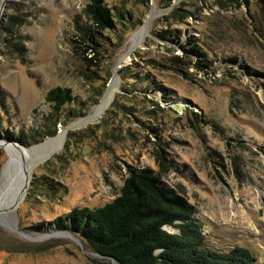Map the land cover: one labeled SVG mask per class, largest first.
Masks as SVG:
<instances>
[{"label": "rangeland", "instance_id": "374dc122", "mask_svg": "<svg viewBox=\"0 0 264 264\" xmlns=\"http://www.w3.org/2000/svg\"><path fill=\"white\" fill-rule=\"evenodd\" d=\"M102 2L120 16L113 32L87 20L89 0H5L0 12V174L5 146L41 147L67 129L61 147L32 170L12 223L0 222V264H115L79 238L69 216L111 202L128 167L155 170L188 199L205 247H245L264 264V4ZM177 8L192 15L164 27ZM122 19L135 29L126 31ZM143 26L142 42L127 57ZM90 29L111 48L87 47L82 32ZM157 32H172L186 48L194 40L199 64L208 67L188 65L180 47ZM114 78L123 112L113 114L111 103L91 120ZM55 88L74 100L56 112L46 100Z\"/></svg>", "mask_w": 264, "mask_h": 264}, {"label": "trees", "instance_id": "16d2710c", "mask_svg": "<svg viewBox=\"0 0 264 264\" xmlns=\"http://www.w3.org/2000/svg\"><path fill=\"white\" fill-rule=\"evenodd\" d=\"M259 1L264 4V0ZM84 13L99 32H113L115 20L120 17L119 14H113L102 0H89ZM186 14L191 16L192 12L175 9L165 19L164 27H169L170 19L179 21L187 18ZM122 21L126 31L135 29L136 24L128 26L127 22ZM99 32L91 29L82 32L86 43L91 44L87 47L94 49L102 46L110 49L112 43L106 40L101 44ZM157 34L163 41L176 43L185 59L190 61L188 65L191 67H208L200 65L202 62L199 59L203 54L193 39V43L189 40L186 48L178 40L169 38L178 39L172 32ZM193 59L198 63H192ZM178 61V58H174L173 64ZM118 76L122 82V71L118 72ZM107 77L99 86V94L110 74ZM123 99L122 95L116 96L111 104L113 114L123 112ZM143 99L152 107L159 108L157 102L146 96ZM46 100L55 112L74 101L68 90L60 88L49 91ZM154 112L155 109H149L147 116L151 118ZM160 177L151 168L128 167L120 192L111 202L95 209L72 211L69 217L74 232L94 253L113 259L118 264H257L256 257L245 247L235 246L227 251L205 247L202 224L195 218L196 209L183 194L161 182ZM57 221L63 224L61 219ZM165 227H172L176 232L169 233Z\"/></svg>", "mask_w": 264, "mask_h": 264}, {"label": "bare ground", "instance_id": "6f19581e", "mask_svg": "<svg viewBox=\"0 0 264 264\" xmlns=\"http://www.w3.org/2000/svg\"><path fill=\"white\" fill-rule=\"evenodd\" d=\"M147 26H143L132 37L129 50L125 54L127 57V54H130L129 52H131L135 45L143 39L142 37L146 34ZM116 92L117 82L114 78L113 82L106 88L101 101L91 115V120L98 119L103 114L104 110L112 103ZM89 119L80 121L79 125L87 124ZM66 132L67 129L65 128L56 137L48 139L41 147H33L27 150L25 148H16L13 145L4 147L8 159L2 167L0 174V222L12 223L11 216L25 198L32 170L61 147Z\"/></svg>", "mask_w": 264, "mask_h": 264}, {"label": "water", "instance_id": "95a60500", "mask_svg": "<svg viewBox=\"0 0 264 264\" xmlns=\"http://www.w3.org/2000/svg\"><path fill=\"white\" fill-rule=\"evenodd\" d=\"M4 6H5V0H3L2 4L0 6V12L3 11ZM119 65H120V61L118 62V64L116 65V67L119 68L120 67ZM77 243H78V241H77ZM111 260H112L113 263L118 264L115 260H113V259H111Z\"/></svg>", "mask_w": 264, "mask_h": 264}]
</instances>
